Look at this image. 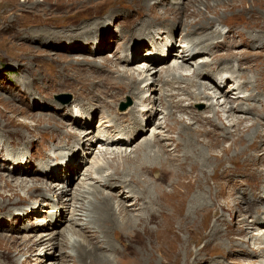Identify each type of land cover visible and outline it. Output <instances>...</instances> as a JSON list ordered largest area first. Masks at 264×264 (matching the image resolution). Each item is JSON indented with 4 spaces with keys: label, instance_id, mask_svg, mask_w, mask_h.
Masks as SVG:
<instances>
[{
    "label": "rangeland",
    "instance_id": "obj_1",
    "mask_svg": "<svg viewBox=\"0 0 264 264\" xmlns=\"http://www.w3.org/2000/svg\"><path fill=\"white\" fill-rule=\"evenodd\" d=\"M60 1L66 6L62 7ZM88 1L99 5L89 12L83 11V3ZM139 3H145L146 7L142 8ZM186 6H195L217 23L205 31L196 30L191 36L217 33L213 31L214 27L219 33L217 39L197 45L194 51H190L193 43L182 42L189 37L185 33V24L191 19L187 20L185 16L182 20L169 18L172 12L181 11ZM150 11L152 16H149ZM149 19L150 26L146 25ZM164 44L169 49L165 54L161 53ZM203 47H209L208 50L214 53H203ZM182 50L195 52L193 60L197 63L190 64L188 69L178 70L191 75V78L198 66L204 63L208 69H213L211 72L226 70L224 76H229L216 95L219 102L216 108L223 116L222 121L219 120L222 127L234 130L224 97L230 95L232 104H239L248 93V84H244L242 89H234L236 85L229 84L233 72L229 74L227 70L231 69L230 66L239 65L236 75L241 81L258 70L261 74L259 80H264V73L260 72L264 70V0H0V264H73L72 258L67 255L72 252L68 246L77 239L81 241L82 237L67 229L75 219L73 216H80V212L74 213L78 209L74 203L77 199L71 198L70 204L64 205L57 196L66 190L72 197L92 183L99 184L100 178L97 177L101 173L96 172L98 164H94L95 160L104 164V174L113 170L112 165L121 164L110 153L101 157V151L106 147L111 152L119 146L115 148L102 144L108 137L101 132L103 126L100 124L106 120L104 114L110 113L111 117H106L111 121L104 123L114 124L112 119L119 118V123L115 122V125L121 128L119 132L125 133L132 114L127 112L135 105L139 95L137 92L133 98L127 91L111 90L113 95L106 97L108 105L105 107L104 102L98 99L102 93H88V88L98 84L96 88L104 92L111 86H118L123 79L117 70L130 69L137 73L138 68L145 71L150 66L148 57L165 58L158 65L160 70L163 65L173 64ZM169 52L170 55H167ZM219 57L222 60H218ZM235 58H245L246 62L234 64ZM167 74L158 71L156 81L152 83L156 87L154 113L143 116L138 106L132 111L138 113L134 122L142 133L123 149L127 147L131 151L143 139L154 138L160 143L168 142V148L173 147L175 141L165 139L168 133L164 127L167 110L158 99L162 86L172 87L168 91L176 92V95H169V99H176L174 102L180 100V104L174 105L175 111L170 119L179 116L186 122H193L189 115L193 109L199 111L197 117L203 111L204 120L213 116L205 108L207 98L203 93L196 95L198 98L202 96L200 102L188 106L191 100H195L189 91L217 92V86L210 78L211 73L198 74L197 78H193L196 83L187 85L188 90L182 88L186 86L182 81L172 82L171 86L165 83L164 77H172ZM123 81L128 82L129 79L124 78ZM199 86L200 90L197 89ZM263 91L260 99H264ZM156 106L161 108L157 111ZM257 107H261L260 102L251 107L255 110L252 114L238 110L236 115L247 116L245 125L259 120L264 129V113L256 114ZM40 115L43 121L39 123ZM76 116L84 121L83 125L70 123ZM193 126L211 128L209 123L205 125L202 122ZM87 129L93 130V138L84 139L90 135L84 137ZM172 136L177 138V134ZM208 139L206 137L205 141ZM231 143L232 140H225L220 148L206 143L207 149L214 154L221 155L223 147L230 148V158H237L238 161L232 168L229 157L213 159L208 167L210 170L222 163L230 168L224 174L222 168L218 169L223 174L220 180L210 178L214 199L204 212L209 210L207 215L213 223L218 215L216 210L221 208L223 218H227L230 225L220 226L222 239L218 240L226 243L230 237L236 244L226 250L205 248L208 233L199 230L195 235L190 227L182 233L185 238L193 234L187 240V249L194 251L202 248L194 264H264V241H255L252 237L263 235L264 240V223L250 232L239 231L253 216L264 218V140L257 142L256 150L252 149L248 159H244L247 154L242 148L245 145L239 143L232 146ZM238 149L241 156L237 155ZM64 170L68 171L67 175ZM22 178L27 179L26 188L18 187V193L10 198L13 192L4 184L5 180L15 184L16 179ZM38 180L47 182L44 189H30ZM50 187L52 190H49ZM131 199L133 196L127 201ZM211 209H214L213 213ZM212 223H208L210 227ZM73 226L79 228L81 225ZM54 231L57 232L55 245L49 243L43 247L37 244Z\"/></svg>",
    "mask_w": 264,
    "mask_h": 264
},
{
    "label": "bare ground",
    "instance_id": "obj_2",
    "mask_svg": "<svg viewBox=\"0 0 264 264\" xmlns=\"http://www.w3.org/2000/svg\"><path fill=\"white\" fill-rule=\"evenodd\" d=\"M59 4H61V1ZM83 4L85 6L82 7V10L86 12L91 11L93 8L95 9L99 5L93 1L91 3L88 1ZM61 6L65 7L66 4L63 2ZM140 6L145 8L146 4L143 3L140 4ZM150 12L149 16H152L153 14ZM171 14L173 15L169 16V18L171 17L173 19L182 20L183 16H185L184 18L187 20L191 19L185 24V33H187L189 37L182 40L183 43L186 41L185 44L193 43V47L190 51L196 50L194 47H197V45L218 38L217 35L219 33L215 27V29H212L217 33L212 32V34H195L196 36H191L192 32H195L196 30L201 29L202 31H205L208 27L216 26L217 24L213 19H208V16L203 15L195 6H186L185 8H182L181 11L176 10ZM165 24L169 25V23ZM146 25H151V19L146 22ZM214 42L215 41H212L211 43ZM162 48L164 49V51L161 52L163 54L169 50L165 47V44ZM208 49L209 47H203V50L201 51L203 53H214L213 50L211 52V50ZM194 53L195 52H186L185 50H182V53H180L181 55L176 58L173 64L168 66L163 65L160 70H158V65L162 63L165 58L158 60L159 58L155 59L148 57L147 60H151L149 61L150 66L153 65L152 71H150V66L145 71H140L137 68V73L131 72L130 69H119L117 71L119 77H122L121 80L127 78L129 79L128 82L122 80L120 84L118 83V86H111L109 89L103 90L104 92H102L100 88H96L98 84L90 86L91 89L88 88V93L101 92L104 94H101L98 99L100 102H104L105 107L108 105V103L105 102V99L112 94L111 90L114 91V89H119L123 92L127 91L126 93H129L133 98L134 94L136 95L137 92L139 95L136 98L137 101L135 102V105L129 109V112H127L132 114L129 119L131 122L127 126V130L125 129V133L119 132L121 128L115 125V122L119 123V118L112 119L115 120L114 124L111 122L104 123L106 121H111L107 120L106 117L109 116L108 118H110V113L104 114L106 120L100 124L103 126L101 132L105 133V135L107 134L108 137L102 144L109 147L113 146L115 148L116 146H119L111 152H108L109 148L106 147V150L101 151V157L110 153L113 155L114 159L118 158L121 161V164L118 166L112 165L113 168H111L113 170L104 174V164H100L95 160L94 164H98L96 172L101 173V176L97 177L98 179L100 178L99 184L92 183L87 189L83 191L80 190V192L76 194L74 193L72 197L69 196L68 191L66 190L62 191V194L60 193L61 195L57 196L58 200H61L64 205L70 204L71 198L73 200L77 199L74 203L77 204L78 209H76L74 213L80 212V216L79 218H76L74 215L73 218L75 219H73L67 229L72 230L74 233H77L82 237L81 241H78L77 239L71 246H68V249L72 252H68L67 255L72 258L73 264H194V259H196V255L197 257L200 255L198 251L201 252L202 248L200 247V250L194 251L187 249V240L193 234H190L188 238H185L182 233L186 232L190 227L193 229L191 230L193 233L196 232L194 233L195 235L199 230L208 233L206 234L208 240L204 246L205 248L211 247L212 249L226 250L236 244L234 239L230 237H228L229 240L226 243H222L218 240L222 239L220 226L230 225V221L226 220L227 218H223V210L216 207L219 208L216 210L218 215L217 218L213 220V223L210 222L207 215L209 210L207 212L205 211L206 213L204 212L208 204H211L214 199L213 188H211L213 185H209L210 178L216 177L218 181L224 174V171L227 172V169L230 168L226 163L217 164L212 170L208 167L213 162L214 158L219 160H223L225 157L230 158L232 152L230 148L223 147V153L221 155L214 154V152H210V150L207 149L206 143L219 148L222 147L225 140H232V146L241 143V146L245 145L242 149L246 150L247 154L244 159H248V156L251 155L252 149L256 148L257 142L264 140L263 124L261 121L257 120V122L252 125H245L244 122L247 116L236 115V112L240 110L252 114L255 110L251 107L258 105L260 102L261 107L259 109L258 107L256 108V110L258 109L256 114L264 113V99L259 98L263 91H261V88H264V80H259L261 74L259 75V71L256 70L257 72H255L253 76L251 75L245 79V81H241L242 79L236 75L240 69L239 65L230 66L231 69L229 71L227 70V72H233V78H231L229 84L232 86L235 84V89V87H244V84L247 83L248 93L245 94L243 101H240L237 105L232 104L233 100H231L230 95H225L224 103L226 104L225 106L228 107L227 111L229 112V116L232 117L231 125H234L235 129L230 130V128H224L219 121H222L223 119V116L220 113L221 110L216 108V105H219V102L216 101V95L221 92V87L215 82V79L226 78L229 75L224 76V71L226 72L224 69H217L214 72H211L212 70L207 68L206 63L198 66L193 72L192 78L191 75L189 76L188 74L178 71L180 68L188 69L192 64L197 63L193 60ZM167 55H170V52L167 53ZM218 60H222V58L219 57ZM234 60V64L246 62L245 58H235ZM138 64L137 66H140ZM237 66L238 68H236ZM158 71H161V73H168V76H172L170 79L164 77L165 83L167 82L169 86L172 85V82L179 83L182 81L186 83V86H182V88L187 90L189 89V86L187 85L196 83L193 78H197L198 74L211 73L210 78L214 80L215 85L217 86V92L189 91L191 93V98L195 100H191L188 106H194L196 102H200L202 96L198 98L196 95L197 93H203L204 97L207 98L205 108H208L207 110L210 113L212 112L213 116L204 120L202 118L204 112L201 111V116L197 117L199 111L193 109L189 112L193 122H186L179 116L170 119L173 117L172 113L175 111L173 109L174 105L180 104V100L174 102L176 99H169L170 97L168 98V96L176 95V92H169L172 87L169 89V87L166 88L165 86H162L161 89H159L162 94L158 99L160 104H165L167 110L164 127L168 133L165 136V139L169 138L175 141L173 147L168 148L170 145L168 142L160 143L158 139L154 138L143 139V141L137 144L134 149H131V151H128L127 147L123 149V146L129 145L136 139V136L139 133H142L136 125V122H134V120L138 119V113L136 114L132 111L136 110L138 106V109L141 108V114H143V116H146L148 113H150L149 115L154 113L152 109L155 107L154 105H156V94L154 93L156 87H154L153 84L156 81ZM260 72L264 73V70ZM161 78H163V76ZM177 85L178 87L181 86L180 84ZM197 89L200 90V86ZM255 101L259 102L256 103ZM158 106L155 108L157 111L161 108ZM40 121H43V116L41 115L38 122L40 123ZM83 122V120L80 121L79 116L70 120L71 124L77 126L83 125ZM200 122L205 125L209 123L211 128H198L193 126ZM48 124L50 125V121H48ZM128 127L131 128L129 129ZM84 134H86L84 137L90 134L84 139L93 138V130L91 129L84 131ZM172 134H177V138L172 136ZM206 137L209 139L205 141ZM240 152V149H238V156H241ZM242 157L244 156L242 155ZM230 160H232L230 161V166L232 168L237 165V158L231 157ZM220 168H222L223 174L222 172L219 173L220 171H218V169ZM64 171L67 175L68 171ZM26 181L27 179L24 178L16 179V183L13 184L9 180H5L4 184L13 192L10 198L18 193V187L21 189L26 188ZM38 181L39 183H37ZM38 181L30 189H34L35 191L43 190L44 184H47V182H41V180ZM60 183H62V181L58 182V185H61ZM116 187L117 191H114L116 190ZM49 190H52V188L50 187ZM132 196L133 199L127 201L128 198ZM213 205H216V203ZM213 210L211 209L212 213ZM260 210L261 209H259V211ZM246 222L245 226H243L242 229L240 228V232H244L245 230L250 232L252 229L254 230V228L257 229L259 224L264 223V218H256L253 216V219ZM208 223H212L213 226L210 227ZM73 224H79L81 226L75 228ZM252 237L255 238V241H264L262 240L263 235H252ZM56 239L57 232L54 231L49 234L48 238L43 237L40 239L37 244L43 247L49 243L55 245ZM214 240L217 241L213 243ZM199 245L200 244L198 243L197 246ZM62 262H64L63 259Z\"/></svg>",
    "mask_w": 264,
    "mask_h": 264
}]
</instances>
